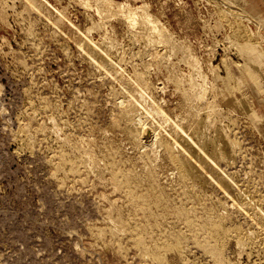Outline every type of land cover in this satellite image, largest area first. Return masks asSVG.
Returning <instances> with one entry per match:
<instances>
[{
	"label": "rangeland",
	"instance_id": "1",
	"mask_svg": "<svg viewBox=\"0 0 264 264\" xmlns=\"http://www.w3.org/2000/svg\"><path fill=\"white\" fill-rule=\"evenodd\" d=\"M258 1L145 0L178 51L145 46L134 36L139 30L113 18L89 34L102 49L109 37L120 44L106 55L113 63L108 72L82 41L98 20L93 9L75 0H36L35 10L24 0H0V264H264L254 239L262 232L250 220L264 227ZM187 46L198 61L192 67L207 81L195 79L216 106L211 127L204 128V114L186 97L194 72L182 59ZM174 123L205 137L203 149L228 177L209 173L222 190L179 175L163 146L151 155L140 145L141 137V144L167 139ZM226 142L232 149L220 157L209 148ZM125 182L139 197L137 209L125 197ZM230 185L251 202L246 211L239 200L235 206L226 199V210L218 205L224 191L236 197ZM217 221L229 235L216 244L209 222ZM174 235L182 239L177 252L161 246ZM205 244L217 250L207 253Z\"/></svg>",
	"mask_w": 264,
	"mask_h": 264
},
{
	"label": "bare ground",
	"instance_id": "2",
	"mask_svg": "<svg viewBox=\"0 0 264 264\" xmlns=\"http://www.w3.org/2000/svg\"><path fill=\"white\" fill-rule=\"evenodd\" d=\"M24 1L26 3V6L29 9H32V10L37 9L36 0H24ZM75 1L78 2L83 8H85L87 10L88 9H93L95 11L97 17H98V20L96 22H94V21L91 20V26L89 28H87V30H85L86 31V34L82 38V41H84V43L88 45V53L90 55V59L93 60V62L95 63L96 67L103 68V70L109 72V70L112 69L113 63L110 62V61H108V59H106V55H108V52H110V50H115L116 51V49H118L117 46L120 45V44L119 43L117 44L116 40H114V39H112L111 37L108 36L109 38H107L105 40L106 42L103 45L105 47L102 49L101 47H99L97 45L96 42H93L92 41L91 37H89V34L92 31L96 30V29L106 28V25L113 18H119V19L124 20V22L128 26V29H130V30L135 29V28H136V31L139 30L137 32H134V30H133V32L135 34L134 36L136 37V39L138 37L140 40H144V42H145L144 45L145 46L148 45L147 47H149V45L154 46V44L157 45V46L159 44H161V45L163 44V46L164 45L166 46L164 48H167L168 47V50L171 49L169 52L173 51V49L176 48V45H175L176 43L173 41L172 36L167 32L164 24L159 20V18H157L155 16V14H152L150 12L151 10H149V5L147 3L148 1L147 2H145V0H124V1H118V0H75ZM138 1H140L141 4H136ZM59 16L62 18L64 16V13L61 11L60 14H59ZM138 27H139V29H137ZM130 35H132V34H130ZM179 48H180V46H179ZM187 48H188V46H187ZM187 48H184V49H187ZM176 49H177L176 51H178V47ZM190 49L191 48H188L187 49L188 50L187 53H185L186 50L184 52H181V53H182V59L188 65L190 64L189 66L192 67V65H195V63H196L195 60L197 61V58L192 55L193 53H191V52L193 50L191 49L192 51L190 52L189 51ZM167 57H168V55H167ZM193 70H194V72L189 77V84H190L191 89H190L189 94L186 97L189 98V99H193V101H195L198 104V105L195 106V112L196 113H203L204 114V117H203V120H202V124H203L204 128L211 127L214 124V119L212 117V113H213V111H215V107L216 106H215V104L212 101H209L206 98V96H207L206 95L207 94L206 91L207 90L205 91V88H206L205 86H207V85L204 86V84H205L204 83L203 84V87L204 88H203L202 87V82L200 83L201 84L200 85L196 81V79H195V77L197 76V77L201 78V80L203 82H205V81H207V79L204 80L206 78V77L204 78V75L205 74L203 75V73H201L200 70H198V69L193 68ZM261 73L264 76V69H261ZM212 86H214V84ZM212 88L214 89V87H212ZM135 104H137L135 106H139L138 103L135 102ZM133 105L130 106V107H128V108H131V110L134 111V109H137V108L135 106H133ZM126 106H127V104H126ZM126 106H125V108H126ZM133 107H135V108H133ZM131 110H129L128 112H130ZM134 114L136 115V113H134ZM139 116L140 115H138L137 117H139ZM126 118H128V116H126ZM137 121L136 122L138 124L136 126H138V125L140 126L139 123L141 122V120L140 119H137ZM143 123H141V124H143ZM133 124H134V122H133ZM133 124H131V125L134 126L135 124L134 125ZM143 126H144V124H143ZM130 129H131V127H130ZM172 130H173V134L171 133L170 136L167 137V139L165 138L164 140H161V139H158L160 137V136H158V138L157 137H154L155 139L151 140L148 143L143 141V144H141L142 143V137L140 139L139 136L137 135L138 133L137 134L135 133V132H137V128H135V132L132 129V131H133L132 134L135 133L136 136H135V134H134V136L135 137L138 136V138H136V139H140L141 140L140 141V145H144L145 148H146V150L149 153H151V155L156 152V147L155 146H163V148L166 151V155H167V158H168L169 162H171V164H173V166L178 170V174L179 175H182V176H184L185 178H187L189 180L192 179V180H194V182H196L198 184H201V185L202 184H211V183H214L217 187H219L222 190V188L220 186H218V183L214 182V180L211 178V176L209 175V173L210 172H214L219 177L222 176L223 179H224V177L226 178L227 175H224V173L217 167L216 162L213 160V158L211 156H209V154L206 152V150L203 149V147H202L201 144H203L205 142V137L202 136V135H200L202 133L198 132V129H197L194 133L190 134V132L184 130L181 127L180 124H176V123L173 124V129ZM132 131L130 130V133ZM199 135H200V137H199ZM133 139H134V141L136 140L135 138H133ZM145 141H147V140H145ZM137 143L139 144V141L138 140H137ZM230 146H231V149H232V146H233L232 143L226 142V143H224V146H223V148H221V150L216 149V147H214L213 145H210L209 148H210V150L212 151V153L215 156L220 157V155L222 154V150H224L225 153H228L230 151ZM175 148H177L179 154H175L174 153V149ZM146 155H148V154H146ZM90 161H92V160H90ZM97 166H96V168H98ZM90 168H91V166H90ZM230 179H232V178H230ZM224 180L227 181V179H224ZM232 182L233 181H230L228 184H231ZM234 182H235V180H234ZM224 184H226V183H224ZM233 185L235 186V184H233ZM230 186H228V187H230ZM228 187H226L227 190H228ZM235 187H232L231 186L232 189L233 188L235 189ZM124 188H125V197H126L127 201L130 203V205L133 208H136L137 209L138 206H140V204L138 203V201H139L138 198L139 197H137L135 195L134 189L131 186H129L126 182H125V187ZM234 189H233V191H235ZM239 190H238V192H240L239 194L236 191L235 192L237 194L234 192L236 194V195L234 194L236 197L233 196V194L231 193V191L228 192L229 190L226 191V192L224 191L223 194H225L224 196H226L225 200L227 199V200L231 201V203L232 204H235V206L237 204V201L236 200H239L240 201V205H239L240 207H238V206L237 207L241 209L242 208L241 205H242L244 207V209L243 208L242 209L245 210L246 209L245 205H247V204L249 205V204H251V202L249 200H247L245 198V196ZM230 193L232 195H230ZM163 196H164V194L161 193L159 195V199H162ZM227 200L225 202H223V203L218 204V205L221 206L223 209L227 208L226 207L227 206V204H226L227 203ZM252 203H254V202H252ZM110 204H113L112 200H110ZM255 205H256V203H255ZM251 206H253V205H251ZM253 208H255V207H253ZM240 209H238V210H240ZM133 211H134V209H133ZM245 211H241V212H245ZM250 211H252V210H250ZM255 212H256V214L258 213V211H255ZM183 213H186V212L183 211ZM247 214L248 213L246 212V215ZM208 217H209V215H208ZM186 218H188V217H186ZM222 218H224V217H222ZM225 219H227V218H225ZM186 220H187V224L189 225V227H191L192 225H194V221H191V220H188V219H186ZM248 220H247V222H249L251 220V223L254 224L257 227V228H255L256 230L258 229V230H260L262 232V233H258V237L254 238V239H257L258 238V243L261 245V247H263V252H264V227L262 228V226L260 224V222L262 220L259 222L258 220H255L253 218V216H251V218H250L249 221ZM209 224L210 225L212 224L211 226H213V229L211 227L212 233L210 235H212L211 238L214 239V242L216 244L219 243V242H223L224 239H225V237L227 235H229V231L227 232V229L225 228V226H223V223L217 221V222H212V223L209 222ZM128 226H130V225H127V228H128ZM206 228H207V226H206ZM209 229H208V232L210 233V230ZM237 229L238 228H236V230ZM235 231L233 233H235L236 236L238 235V240H236V243L239 245V244H241V240H240V237H241L240 234H241V232H240V230L238 231L239 233L237 231L236 232ZM131 233H132V231H130V234ZM256 234H257V232H256ZM131 235L133 236V233ZM171 235H172V233H171ZM174 236H171V237L173 238ZM179 239H180V237L175 236L174 239H173V241L170 240V241H172L171 243L162 244L161 246L170 249L171 252H177L178 249L182 245L181 244V241H179ZM180 240H182V239H180ZM137 242L138 241L136 240L135 243H137ZM256 242H257V240H256ZM194 244H196V243H194ZM199 245H201V244H199ZM205 245H206V247L205 246L204 247L206 249V252H207V250L208 251L210 250V251L213 252L214 248L216 249V247H214V245H213L212 248L208 244H205ZM147 252H148V250H147ZM214 252L216 254V251H214ZM150 254H151V257H152V259L154 261H156V262H163L164 261V259L162 258V256L160 255L159 252H157V251H150Z\"/></svg>",
	"mask_w": 264,
	"mask_h": 264
},
{
	"label": "crops",
	"instance_id": "3",
	"mask_svg": "<svg viewBox=\"0 0 264 264\" xmlns=\"http://www.w3.org/2000/svg\"><path fill=\"white\" fill-rule=\"evenodd\" d=\"M257 11H256V13L259 15V16H263L264 15V0H260V1H258L257 3ZM255 13V14H256Z\"/></svg>",
	"mask_w": 264,
	"mask_h": 264
}]
</instances>
